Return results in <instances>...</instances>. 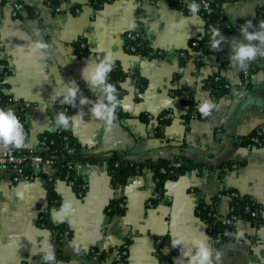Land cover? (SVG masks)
Wrapping results in <instances>:
<instances>
[{
  "label": "crops",
  "instance_id": "0c3cea01",
  "mask_svg": "<svg viewBox=\"0 0 264 264\" xmlns=\"http://www.w3.org/2000/svg\"><path fill=\"white\" fill-rule=\"evenodd\" d=\"M16 3L36 14L24 10L20 17L15 16ZM60 4L63 10L56 12L47 0H7L0 16V60L6 67L3 71L0 65V73L7 82L6 93L14 99H8L5 109L17 111V103L25 107L29 134L24 149H39L41 137L57 131L55 116L66 104L63 97H53L55 90L60 92L64 84L75 82L80 95L97 98L82 78V70L97 55L110 51L123 69H138L147 86L140 90L134 77L123 82L126 93L122 98H127L128 108L122 110L127 116L110 130L91 120V105L80 106L77 99L76 108L69 106L72 115L85 113L86 123L73 134L84 155L102 158L117 151L151 161L181 155L202 168L167 180L160 195L150 167L125 184L114 185L106 162L79 164L77 172L87 184L84 195L79 196L67 181L58 180L55 190L60 204L48 211L52 223L70 230L66 241L38 222L48 204L47 181H13L0 172V264H43L40 245L46 240L54 245L60 264H111L115 252L104 259L85 260L75 249L105 251L127 239L128 264H162L157 239L167 237L171 244L174 235L186 241L206 238L211 248L223 253L221 264H264V141L261 146L244 142L255 128L264 130V58L255 60L249 87L241 72L229 65L233 41L248 43L241 34L242 26L251 21L249 31L260 30L264 0L224 2V17L215 25L224 39L219 50L206 54L190 46L192 40L206 34L203 16L198 11L193 17L190 10L177 8L168 0H111L97 7L91 0H60ZM135 29L145 33L152 56L127 51L125 35ZM81 40L86 44L84 54L77 50ZM36 41L48 46L42 56L29 53L28 46ZM180 50H186L185 57L178 55ZM215 75L230 84V92L216 94L208 82ZM181 88L193 93L196 104L208 96L219 109L208 119L194 115L187 119L188 107L175 93ZM241 91L245 95L233 94ZM165 111L172 118L159 131L158 117ZM229 189L255 198L263 206V219L259 224L240 220L232 239L216 243L196 207L200 199L211 201ZM117 198L125 200L126 211L110 215L107 207ZM155 198L160 200L158 204L149 206V200ZM64 202H71L75 211L53 217V209L58 211ZM218 208L228 213L227 196L221 197ZM189 247L190 243L185 251ZM162 252L171 255L172 247L166 243ZM172 264H187L180 248L172 254Z\"/></svg>",
  "mask_w": 264,
  "mask_h": 264
},
{
  "label": "trees",
  "instance_id": "16d2710c",
  "mask_svg": "<svg viewBox=\"0 0 264 264\" xmlns=\"http://www.w3.org/2000/svg\"><path fill=\"white\" fill-rule=\"evenodd\" d=\"M111 0H91L96 7L102 6L105 2ZM173 6L180 8L184 11H188V4L193 2V0H168ZM226 1L232 0H214L210 1V8L203 9L199 8V13L203 16L205 20V36L200 39H196L199 42V46L193 47L194 50H200L202 54L210 53L212 51L211 45V30L215 27L218 21L224 17L223 14V3ZM198 0H195V3ZM7 0H0V16L3 7L6 5ZM48 5L50 6H59L60 0H47ZM26 10L29 14H36L35 10H32L26 6H20L19 3L15 4V10ZM74 10V9H73ZM76 11V9H75ZM264 16V12L261 13ZM18 17L21 16L17 15ZM135 35V39H132L131 36ZM193 40L190 45H192ZM83 41L81 40L78 43L77 50H79V54H84L86 52V45L83 46ZM131 46L136 47V51H132L130 49ZM125 47L127 51L152 56L153 52L151 47L149 46L148 40L146 38L145 33L141 29H135L133 31L128 32L125 35ZM159 54V53H158ZM162 54V53H161ZM259 58V57H258ZM257 58V59H258ZM5 62L0 60V65L3 66V71H5ZM256 62L253 61L249 64L248 68V78L245 77V72H241L242 81L246 87L251 85V74L256 69ZM134 77L137 79V82L140 86V90H144L147 86V80L141 75L138 69H133L131 71H127L123 69V67L115 63L114 70L109 74V82L115 84L119 91L120 97L126 93L123 88V82L129 78ZM208 82L211 87H213L214 91L217 95H223L225 93L230 92V84L221 76L215 75L208 79ZM7 87V82L4 79V75L0 73V108H3L5 111V107L8 103V99L11 97L8 93H6L5 88ZM179 95L184 102V104L188 107V113L186 118H190L191 116H195L201 118V114L197 109V104L194 100L193 93L186 89L181 88L177 89L175 92ZM67 105H61L58 109V113L64 111V107ZM67 115L71 116V111L65 112ZM15 114L20 119L21 123L24 126V130L26 134H29V126L25 120L24 111H17ZM127 116L122 109L117 111V117L121 119L122 117ZM172 115L169 111H165L161 113L158 117L160 121L159 131L163 129L169 122ZM203 118V117H202ZM46 137V145H42V141ZM67 137V138H66ZM252 142L254 145L261 146L264 141V130L263 127L259 126L255 128L251 133H249L245 138L244 142ZM23 150H26L22 148ZM82 145L79 140L73 135L71 131H63L58 130L53 134H45L41 137V147L36 151L41 153L44 157H50L55 161V177L52 181H47V191H48V204L47 209L50 210L54 207H58L60 204V196L55 190V185L58 180H65L67 176L69 179L74 180L73 189L77 192L79 196H83L86 189L87 184L84 181L83 177L78 174L77 168L75 166L69 167L72 164H81L84 162H106L109 167V172L111 174L112 182L114 185H123L127 182L129 178L132 176L142 174L144 169L150 167L153 170L154 177L158 184L159 194H163L164 186L167 180L177 179L181 175L193 169H201L202 164L194 162L193 160L186 158L184 156H178L174 159H159L157 161L151 160H136L130 157H127L123 153L114 151L109 155L97 158L94 156L84 155L82 152ZM85 184V187H84ZM225 195L229 198V211L226 214L220 212L218 208V203L221 197ZM159 198V197H158ZM158 198L149 200V206L153 207L160 201ZM123 198H117L112 200L107 207V212L110 215L113 214H124L126 211V204L124 203ZM123 202L124 205L120 206V203ZM197 215L205 221L207 224V229L209 234L212 236L213 240L216 243H222L224 241L230 240L234 237L235 227L232 222L228 223L227 220L232 217V215H236L239 220L245 219L249 220L255 224H259L262 222V213L263 206L253 197L249 195H243L239 193L235 189H229L227 191L220 192L217 194L211 201H205L200 199L198 201L196 207ZM38 222L41 226H46L51 228L59 239H64L65 231H68V227L64 224H55L50 220L49 212H42ZM70 231V230H69ZM228 233L229 235H226ZM156 243V252L160 258L162 264H172V254L176 253V249L172 248V254L166 255L162 252V248L164 244H171L168 242L167 237L158 238ZM130 240L127 239L120 246L109 249V250H100L98 247H91L86 252H82L80 255L85 259H95L100 258L104 259L108 256L109 253L118 251L119 254L115 255L111 264H128V244ZM125 252V254H124ZM58 260V258L56 259Z\"/></svg>",
  "mask_w": 264,
  "mask_h": 264
},
{
  "label": "clouds",
  "instance_id": "9594fccd",
  "mask_svg": "<svg viewBox=\"0 0 264 264\" xmlns=\"http://www.w3.org/2000/svg\"><path fill=\"white\" fill-rule=\"evenodd\" d=\"M188 8L193 17L199 11L200 5L195 0L188 4ZM253 27L252 22L248 21L241 28V34L248 43L233 41V55L230 57V67L237 71L247 73L249 64L258 57L264 58V21L260 23V30L250 32L249 28ZM224 37L221 35L217 27L211 30L212 51L219 50ZM258 41L259 43H253ZM48 46L40 41H36L28 46L30 54H44L43 50ZM115 60L112 52H106L102 56L97 55L95 60L89 62L82 70V78L89 85L91 90L97 93L95 100L88 99L80 95V88L75 82L64 84L60 92L55 90L53 97H63V103L73 108L77 107V99L79 105H91L88 109L91 114V120L100 122L107 130L113 128L117 122V111L119 109L128 108L126 97L121 98L117 86L109 82V74L114 70ZM237 97L245 95L244 92H234ZM219 104L214 102L208 96L199 99L197 109L201 116L205 119L211 118L214 111L219 109ZM85 113L78 111L75 115H67L61 111L55 116V129L63 131H71L74 135L86 123L84 120ZM27 134L15 112L9 108L5 111L0 108V152L7 155L12 150H19L27 147ZM75 210L71 202H64L62 207L57 211L53 209V217H63L73 213ZM226 235H229L226 233ZM242 235V233L238 234ZM191 247L185 251L188 244ZM173 249L180 248L181 254L187 260V264H221L223 253L210 247L206 238L192 239L186 241L185 238L173 236L171 240ZM193 249L195 253L193 254ZM79 255L86 252L87 248L75 249ZM40 254L43 264H60L56 260L54 245L50 240L44 241L40 245Z\"/></svg>",
  "mask_w": 264,
  "mask_h": 264
},
{
  "label": "built area",
  "instance_id": "2783aa9c",
  "mask_svg": "<svg viewBox=\"0 0 264 264\" xmlns=\"http://www.w3.org/2000/svg\"><path fill=\"white\" fill-rule=\"evenodd\" d=\"M153 1V0H152ZM198 5H200L203 9H209L210 8V1L209 0H198L196 2ZM56 12H60L63 10L62 6H53ZM79 11V9H77ZM24 12V10H14V15H20ZM132 39H135V35L131 36ZM83 46L86 44L83 43ZM192 48L199 46L198 40H193L192 45H190ZM130 49L134 52L136 51V47L131 46ZM179 56L185 57L186 56V50H180L177 52ZM199 53H202L199 51ZM230 65V64H229ZM246 79L248 78V71L245 73ZM10 99V98H9ZM14 101L13 98L9 100V102ZM8 102V103H9ZM7 103V104H8ZM17 111H23L25 109L24 105L22 103H17ZM15 111V112H17ZM64 111H70L69 106L64 107ZM58 131V130H57ZM67 138V137H66ZM42 145H46V137L42 141ZM55 161L50 157H44L41 153L37 152L33 149H19V150H12L7 155H5L3 152H0V172H3L5 174H8L13 181H21V180H31V179H45L46 181H52L55 177ZM79 164L75 163L70 165L69 167L75 166L78 167ZM69 176L65 178V181H67L71 186L74 185V180L69 179ZM85 187V184H84ZM124 203L121 202L120 206H123ZM49 210L46 208L43 212H48ZM233 220V225L236 228L238 225V222L240 221L236 215H232L231 218L227 220V222L231 223ZM69 230L65 231L64 239H67L69 236ZM158 243L160 240L157 241ZM116 254L118 255L119 252L117 251ZM125 254V252H124Z\"/></svg>",
  "mask_w": 264,
  "mask_h": 264
}]
</instances>
